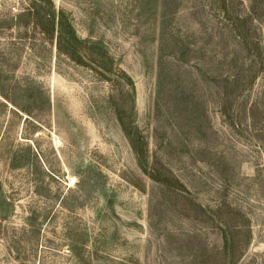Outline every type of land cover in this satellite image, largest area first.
Returning <instances> with one entry per match:
<instances>
[{
	"label": "rangeland",
	"instance_id": "obj_1",
	"mask_svg": "<svg viewBox=\"0 0 264 264\" xmlns=\"http://www.w3.org/2000/svg\"><path fill=\"white\" fill-rule=\"evenodd\" d=\"M0 264H264V0H0Z\"/></svg>",
	"mask_w": 264,
	"mask_h": 264
}]
</instances>
